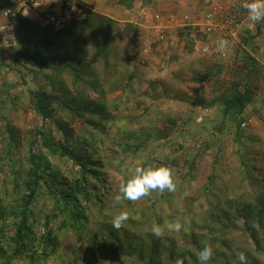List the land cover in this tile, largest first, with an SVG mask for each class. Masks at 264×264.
Instances as JSON below:
<instances>
[{
  "label": "trees",
  "instance_id": "obj_1",
  "mask_svg": "<svg viewBox=\"0 0 264 264\" xmlns=\"http://www.w3.org/2000/svg\"><path fill=\"white\" fill-rule=\"evenodd\" d=\"M7 1L18 42L0 48V74L10 81L0 95L9 93L12 108L24 112L32 102L41 120H29L26 135L10 120L0 125V264H201L198 254L206 245L213 251L209 264H238L239 252L246 264H264V119L259 129L238 124L228 142L219 137L220 122L199 147L181 141H197L191 129L182 137L177 133L169 146L148 127L130 131V115L117 118L118 113L132 101L141 114L147 111L139 86L147 94L158 83L138 49L123 83L110 82L113 32L121 28L130 35L131 25L75 1L86 5L84 15L56 29L21 10L12 15L16 5ZM192 30L179 32L187 48ZM228 55L212 63L202 54L194 60L189 81L207 79L211 98L202 89L192 106L206 119L203 110L216 101L224 113L242 114L259 92L264 98L255 59L239 43ZM15 81L26 86L29 104L11 93L18 89ZM109 91L119 95L108 100ZM258 110L264 111L262 100ZM184 111L189 123L198 122L192 109ZM206 119L198 122L203 129ZM167 120L177 127L176 116ZM108 121L118 128L105 141ZM137 165L169 167L175 191L154 190L117 204L120 184ZM121 211L129 218L117 230L112 219ZM175 223L180 231L167 228ZM155 226L163 227L161 237L153 234Z\"/></svg>",
  "mask_w": 264,
  "mask_h": 264
},
{
  "label": "rangeland",
  "instance_id": "obj_2",
  "mask_svg": "<svg viewBox=\"0 0 264 264\" xmlns=\"http://www.w3.org/2000/svg\"><path fill=\"white\" fill-rule=\"evenodd\" d=\"M71 2H75L74 0H71ZM9 13V12H8ZM10 15V14H9ZM34 14L31 15V17ZM117 22V21H116ZM119 23V22H118ZM122 24V23H121ZM1 38V37H0ZM112 43L115 47H113L114 51L117 52L118 58L115 56V53L110 56V62L113 67L110 68V70L113 72L114 76H112L110 82H113V79L115 78L117 82L123 83L125 78L128 76V73L130 72L128 59L126 57L127 52L129 51L128 45H126V42H121V40L115 36L112 38ZM118 43H121L123 45H119ZM137 44V43H136ZM0 48H5L0 39ZM138 49V46H137ZM181 49V47L179 48ZM178 49V50H179ZM5 50V49H4ZM230 53V52H229ZM150 52L148 53V55ZM181 54V53H180ZM179 54V55H180ZM148 55H141V60L143 64L146 65L147 56ZM185 55V54H184ZM184 55L178 56L179 58L183 56L184 59L178 60L181 64L179 67H175L172 69V71H160L159 77H157V73L153 74L151 72V67H148V72L150 76H153L158 81L156 87L151 90V92H147L143 86H139V90L142 91V95H145L141 98L143 104L147 106L148 110L140 113L139 108L135 107L134 102H128V109L127 111L118 113L117 118H124L130 125V131L131 130H137L141 127L146 128L148 127L151 129V134L153 137L161 139L163 138L165 142L167 143V146L170 144H174L177 142L176 135L181 134L179 137H182L191 129L192 134L194 136L198 137L197 141L192 142L189 141L190 139L186 138L185 136L181 140L184 142L188 147H199L201 145V142L203 138L207 137V133L209 132H216L218 129V124L223 125V130L219 133L220 139L225 142H228V140L232 137L234 133L238 130L240 127H246L250 126L253 129H259L261 125V119H264V111L258 110L259 102L262 100L264 102V98L260 97V92L254 96L253 100L250 102L248 106L244 109L242 114H237L234 111H228L227 113H224L222 111V105L220 102L213 103L209 108H206L203 110V113L208 115V119L204 118V115L197 114V110L192 105H195L199 102V94L202 93V89L207 91V94H210L209 91V83L206 79L205 81H201L199 85H196L189 81V75H191L192 67H182L184 66V61L186 60V57ZM189 55V54H186ZM196 54H193V59L196 60L198 57ZM229 56L228 53L226 55ZM121 58V59H120ZM149 59V58H148ZM120 61V62H119ZM177 61V62H178ZM195 63V61H194ZM118 64V65H117ZM127 65L128 67H125ZM115 66V67H114ZM147 66V65H146ZM194 66V65H193ZM257 67H259L258 72L255 74V80L260 84V90L264 83V75L261 77V73L264 74V67L260 65V63L257 61ZM8 72V71H5ZM10 73V72H9ZM11 77V75L9 74ZM6 73L0 74V91L6 90L8 87H10L9 82L6 80ZM153 77V79H154ZM152 78V77H151ZM161 81V82H159ZM17 84H19L18 89L12 91L11 93H17L20 96V99H24L25 102H28L29 99L26 92V86L23 84L18 83V81H15ZM224 85V92L226 91V83ZM119 85V83H117ZM105 89H107V85L105 86ZM8 94L0 95V125L4 123V119L10 120L14 126L19 128V133L26 135L29 128H32V122L29 120H32L33 122H40V118L36 113V110L34 109V106L32 102L28 105L27 111L24 112L22 109H13L11 106V103L8 99ZM119 95V92H113L109 91L105 95L106 99H111L112 97H117ZM17 96V97H18ZM91 98L96 97V94H91ZM208 98H211V94L208 96ZM2 99V101H1ZM175 105V108H171V106ZM192 109L193 114L197 117V121L200 123L204 119V125L206 128L203 129L202 126L197 123H189L186 119V113H184V110ZM184 111V112H181ZM216 115L215 117H213ZM168 116H176L177 119V127L171 126V124L168 122L167 118ZM129 117H133V119L129 120ZM209 117L211 119H209ZM245 121V126H241V123ZM238 124L240 125L239 127ZM81 119L77 120L75 124V133H78V128L81 126ZM117 123L113 121H108L105 124V130H106V136H103L104 140L112 139L113 134L115 133V130L118 128ZM127 123H124L125 127H129ZM183 131V133H180V131ZM52 134L55 138H58V133L56 131H52ZM204 134V135H202ZM259 134L262 135V132L259 130ZM202 135V136H201ZM26 137V136H25ZM23 142V141H22ZM165 146L166 148H168ZM148 153V152H147ZM208 158V156H207ZM203 170L206 168V166L202 167ZM205 170L199 174L196 181L199 182V180L202 178V175H204ZM1 175V173H0ZM112 264V263H111Z\"/></svg>",
  "mask_w": 264,
  "mask_h": 264
},
{
  "label": "built area",
  "instance_id": "obj_3",
  "mask_svg": "<svg viewBox=\"0 0 264 264\" xmlns=\"http://www.w3.org/2000/svg\"><path fill=\"white\" fill-rule=\"evenodd\" d=\"M245 0H221L208 5L203 11L192 17L189 13L161 15L155 13L151 23L139 25L141 33L138 34L136 43L141 55H148L156 46L160 45L167 34V29L172 27H190L191 44L206 58L215 60L217 57H225L228 48L220 49L218 39L223 37L229 41V46L239 43L244 46V26L253 25L248 20L246 10L242 7ZM15 8L14 15L22 7L29 6L35 10L47 13L46 21L54 28H61L68 22L80 19L84 15L85 6L65 0H12ZM33 3L40 4L38 7ZM0 39L5 48L14 47L17 44V32L15 24L9 20L0 24ZM12 37L13 39H9ZM264 89V83L262 85ZM243 121L241 126H245Z\"/></svg>",
  "mask_w": 264,
  "mask_h": 264
},
{
  "label": "crops",
  "instance_id": "obj_4",
  "mask_svg": "<svg viewBox=\"0 0 264 264\" xmlns=\"http://www.w3.org/2000/svg\"><path fill=\"white\" fill-rule=\"evenodd\" d=\"M74 1H81L87 6H90L92 10L100 12L119 23H127L131 25V27L128 26L131 29L130 35L124 33L121 28H117L112 35V38L117 36L121 42H126V45H128L129 51L126 54V57L130 59L128 63L129 67H131L132 58L137 51L136 39L138 34L141 33L139 25H148L151 23L155 13L165 16L170 15L171 13L177 15L189 13L192 17H195L197 13L207 8L210 3L220 2L221 0H123L124 4L118 2V0ZM20 10L21 13L38 23H43L45 20V13L41 10H35L29 6L22 7ZM8 12L9 2L7 0H0V24L9 19ZM32 14L34 15L31 17ZM184 28L185 27H172L167 29V34L160 45L151 50L150 54L147 56L146 65L147 67H151V72L153 74L157 73V77H159L160 71L171 72L175 67H179L181 64L178 60L184 58L183 56L180 58L178 56L182 54H185L184 57L187 56L184 61L185 65L182 67H194L193 65L195 63L192 55L196 54L198 58L201 56V53L197 49L184 46L185 42L179 35V32ZM133 31H135V35ZM244 33L247 42H244L245 45L242 46V48H244L256 62L258 61L260 65L264 67V21L244 26ZM113 43L111 41L110 54L112 56L115 53V56L118 58L117 52L113 49V47H115ZM118 44L123 45L121 43ZM180 47L181 49H179ZM233 50L234 45H230L228 53ZM206 62L212 63L213 60L207 58ZM109 66L113 67V65ZM125 67L128 66L125 65Z\"/></svg>",
  "mask_w": 264,
  "mask_h": 264
},
{
  "label": "clouds",
  "instance_id": "obj_5",
  "mask_svg": "<svg viewBox=\"0 0 264 264\" xmlns=\"http://www.w3.org/2000/svg\"><path fill=\"white\" fill-rule=\"evenodd\" d=\"M70 2V1H67ZM34 6L40 4L33 3ZM242 7L246 10L247 18L249 21L256 23L264 21V0H245ZM46 21V16L45 20ZM43 22V23H44ZM13 39L12 37H8ZM218 47L226 49L229 47V41L223 37L218 39ZM158 190L163 192L175 191L174 174L172 170L164 165L153 167L151 165H137L134 169L130 170L127 179L119 186V193L115 196V202L119 204L121 200L137 201L140 198L149 195L152 191ZM129 214L127 211H121L112 219V226L119 230L123 223L127 221ZM181 224H169L167 228L175 231L181 230ZM155 236L161 237L163 235V227L155 226L152 229ZM213 251L210 246H204L198 254V260L201 264H209L212 259ZM238 264H246V257L243 252L237 253L236 257ZM176 264H183L182 260H177Z\"/></svg>",
  "mask_w": 264,
  "mask_h": 264
}]
</instances>
